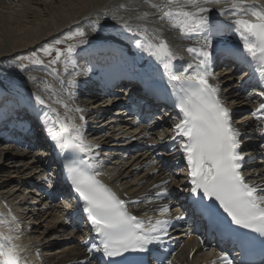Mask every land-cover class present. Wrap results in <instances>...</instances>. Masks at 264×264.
<instances>
[{"label":"snow or ice","instance_id":"obj_1","mask_svg":"<svg viewBox=\"0 0 264 264\" xmlns=\"http://www.w3.org/2000/svg\"><path fill=\"white\" fill-rule=\"evenodd\" d=\"M211 2L213 0H203V3L201 0H143L148 8L159 13L160 20L167 21L172 27H178L182 34L210 24L209 17L205 15L209 9L204 5ZM119 7L123 8L124 5ZM226 10H231L235 17V31L243 45L241 60L258 74L262 89L259 95L264 97V5L257 7L250 0H231L227 9H221V14ZM149 15L150 13L145 11L137 16V19L144 20ZM246 17H252L254 20ZM112 18L123 20V17ZM123 26L127 31H133L127 21H124ZM92 31H97V27L94 26ZM84 36V31L78 29L65 39L73 40ZM196 43L198 47H189L187 51L198 54L200 59L175 73L171 68L176 53L159 35V29L150 32L145 28L142 38L136 40V46L154 57L165 69L168 82L176 94L175 107L179 110L181 119L175 124V135L171 139L175 141L181 138L179 147L187 162L190 193H202L203 200L216 201L223 213L230 218L232 225L264 238V185L247 182L243 174L245 155L242 151V133L233 123L232 112L226 106L219 84L211 82L215 79L210 63L212 54L209 51L212 40L206 37L203 43ZM75 50L76 45L71 43L63 51L56 48L55 59L50 60L49 64H56L61 57L71 58ZM42 51L47 56L53 50L44 47ZM34 63L41 64L42 61L35 58ZM70 83L75 86L74 81ZM35 101L49 109L44 114V122L48 135L57 148L74 147L88 154L90 159H95L91 153L99 146L84 143L81 131L83 125L74 123L73 117L69 115L70 112H82L83 109L70 108L60 99L48 103L40 95H35ZM53 104L65 110L63 116ZM252 115L256 119L264 117V102L259 104ZM79 119L83 121L84 117L81 115ZM84 163H66L64 167L67 181L78 194L83 203V212L92 225V231L99 237V244L93 243L90 247L87 246V240L83 241L87 253H101L104 258L110 260L130 251L147 253L150 245L163 243L173 220V217L167 215L170 211L169 205L164 204L159 209L162 216L166 215L167 218H148L145 221L129 211L128 201L99 178L101 172L96 170L94 163L88 164V167L93 169L91 172L82 166ZM168 183L167 180L163 181L164 191L157 193L158 196L170 195L167 191ZM192 210L194 214L210 215L212 205L204 204L202 200H194ZM174 219L182 220L184 217L177 215ZM19 230L20 225L15 218H0V264H30L24 255L26 248L16 243L19 236L14 233ZM36 251L38 255L39 249ZM159 264L164 262L160 261ZM167 264L172 262L168 261ZM213 264H233V261L221 252Z\"/></svg>","mask_w":264,"mask_h":264},{"label":"bare ground","instance_id":"obj_2","mask_svg":"<svg viewBox=\"0 0 264 264\" xmlns=\"http://www.w3.org/2000/svg\"><path fill=\"white\" fill-rule=\"evenodd\" d=\"M16 1H24L31 5L34 3L32 0ZM251 1L252 0H250V2ZM254 1L264 5V0ZM5 2L6 0H0L1 8L5 5ZM38 2L39 1H37V3ZM157 2H159V0H157ZM201 2L203 3V0H201ZM230 2L231 0H219V2L213 0V2L205 4L204 6L209 9L205 15L209 17L210 24L207 27L195 28L187 34H182L178 27H172L167 21L160 20L159 13L148 8L143 3V0H82L80 5L77 6L78 9H72L71 13H67V15L55 12L54 14H56V17L54 16L52 19L57 25L44 26L47 33L48 29L50 31L49 34H47L42 30L43 33L45 32L48 35L45 36L43 34L45 37L42 38L49 39L52 35H62L66 30L71 32L75 29H84L91 38L100 39L101 44L111 39V41L122 44L126 37L133 39L136 43V40L142 38L145 28L150 32L154 29H159V35L169 43L174 52L184 58L180 60V63L182 66L187 67L189 63H193V59H200L199 56L196 57L193 55L195 53H189L187 51L189 47H198L197 41L203 43L206 37H210L212 40V47L209 51L217 50L216 45H223L230 42L240 43L239 35H237L235 31V17L232 15L231 10H226L221 14V9H227V4ZM120 5H124V7L121 8L119 7ZM23 11H25V15H34L33 12L26 7H23ZM145 11L150 13L148 18L144 20L137 19V16ZM7 15H9V19L6 20H12L13 15ZM113 16L123 17V20L119 19L121 21H117L118 19H113ZM124 21H127L128 24L132 26L133 31L130 32L124 28ZM2 25L3 24L0 23V29ZM94 26L97 27V31L95 32L92 31ZM224 28H227V30L221 31ZM6 33L7 36L2 34V36L5 37V47L0 45V85L13 91L17 100L20 99L27 102L29 108L33 109L41 116L40 124H42V126H44V118H42V115L48 112L49 109L45 106L38 105L35 101V95H40L48 103H51V101L55 99L63 100L73 109L83 105L79 99L75 100L73 98L74 95L71 93V87L67 86L64 75L55 73L52 65L46 62L48 56L44 55L43 51L42 53L40 52L41 55H43V58L40 59L42 61L41 64L34 63L33 59L32 65L22 67V65H18L13 61L21 51H14L12 46L19 45L23 50L26 48H36L38 46V40L42 39L41 37L37 39V43L27 47L35 42L33 41V37L29 38L28 35L20 34L19 39H16L10 31ZM38 35L40 36V34ZM34 39L36 38L34 37ZM126 51L129 56H132L133 60H136L135 64L139 69H147L150 64L156 63L155 58L142 49L137 51L126 49ZM149 56L151 59H147ZM27 60L28 59H24V62L26 63ZM59 68L62 71L65 70L63 66H59ZM223 75L226 76L227 74ZM224 79L225 78H222L224 83L223 91L229 92L233 88V85L229 84L231 77L229 80L224 81ZM48 85H50V87H48ZM21 89H25V91L23 92ZM229 98L232 103L239 102L234 94H230ZM88 101V108L93 111L92 116H96L95 121L97 122V129L100 130L99 133L88 136V140L94 144H100L104 147L108 146V143L102 141L104 139L102 134L112 132V135L109 136L114 138V133L116 132L113 129V121L107 117L110 107H108L109 105L103 104L100 99L95 97L90 98ZM52 106L56 107L57 111L63 116L65 110L62 107L55 104ZM249 107L254 108L255 106ZM104 110H106V113L102 114ZM77 113L78 112H70L69 115L75 120L78 117ZM97 114H100V117L97 116ZM250 116L249 113L243 114L242 119L244 123L248 125L251 124ZM125 127L126 126L123 128ZM46 133H48L47 129ZM131 134L132 133H127L120 136L119 140L121 141L116 147H120L124 150L128 149V145L124 143V140L126 137L131 136ZM108 147L112 149L114 145ZM93 152L94 153L91 154L97 158L104 156L106 162H108L107 165H104V174L109 176L110 183L116 185L117 190L120 189L122 194H125L128 198L138 196L145 192L146 188L152 183L159 181L158 177L160 174L156 178H151L149 175L151 170H147L144 173L142 172L140 175L138 174V170H142L146 163L145 157L126 161L122 160L124 153L118 155L106 151L103 155H100L98 150ZM112 156L113 158L115 157L114 162ZM35 159L36 158H33V160L32 158H27L23 152H14L9 148H2L0 146V218L6 220L13 219V217L9 215L10 211L7 209V206L16 210V213H21L22 217L17 213L20 218V230L18 233L14 234L19 236V240H17L16 243L26 248L24 255L30 261V264H81L84 261V255L77 244V239L76 237L64 238L66 231L61 225V221L55 210L53 209L51 212H45L38 205L29 204L30 198L27 199L23 191H20L22 188L26 187L27 180H30L37 173L34 168ZM161 175L164 177L163 174ZM14 178L16 179L15 181ZM164 178L166 179L167 176ZM29 194L31 195L32 193L28 191V195ZM24 220L29 221L32 227L30 232H27L26 229L23 231ZM37 249H39L38 255ZM193 249L194 247H192L191 251ZM189 252V250H181L176 258H181L184 254L187 255ZM195 262L196 260L193 259L189 264H194ZM185 263L187 264L186 259Z\"/></svg>","mask_w":264,"mask_h":264},{"label":"rangeland","instance_id":"obj_3","mask_svg":"<svg viewBox=\"0 0 264 264\" xmlns=\"http://www.w3.org/2000/svg\"><path fill=\"white\" fill-rule=\"evenodd\" d=\"M34 3L28 4L25 3L24 1H13V0H6L5 5L2 6V8L0 7V23L3 24L2 28L0 29V45L5 47V42L4 39L5 37L2 36V34H5L7 36L6 32H11L12 35L16 38L19 39L20 34L21 35H28L29 38L33 37V41H35L33 44H30L27 47H30L32 45H34L35 43H37V39H39L40 37H45L47 34H49V29L47 30L48 33L45 31V27L46 25H57L56 22H53L54 16L56 17V14H54L55 12H60L64 15H67V13H71V10H77V6L80 5V2L82 0H32ZM37 1H39L37 3ZM38 4V5H37ZM23 7L28 8L31 12H33L34 15H25V11H23ZM51 13V14H50ZM7 14H12V20L7 21L6 19H9V15ZM50 15V17H49ZM53 15V16H52ZM52 22V23H51ZM49 26V28H50ZM40 28V31H39ZM45 31L43 33V31ZM42 32V33H41ZM75 32V31H72ZM72 32H68V30H66L65 32H63L64 36H57L56 35H52L50 36V38L48 39H39L38 43H37V47L36 48H26V49H22V47H20L19 45H14L12 46L14 49V51H21L20 54L14 59V61L16 63H18V65H22V67H27L32 65L33 63V59L35 58H42V49L44 47H49L51 48L53 51L48 55V61L55 59V49L59 48L61 49V51H63V49H65L67 47L68 44H75L76 47L79 46L81 44V40L84 41V38L80 39V38H75L72 41H68V43L65 42V37L70 35ZM34 34V36H33ZM40 34V36L38 35ZM45 36H44V35ZM39 37H38V36ZM48 36V35H47ZM34 37L36 39H34ZM87 39V38H86ZM57 41H61L60 46H54L55 44H57ZM65 42V44H64ZM18 47V48H17ZM16 48V49H15ZM21 48V49H20ZM2 49V48H1ZM5 50V49H4ZM41 52V53H40ZM28 59V61L26 63H24V59ZM64 58V57H63ZM61 60V59H60ZM59 60V61H60ZM58 61V62H59ZM57 62V63H58ZM55 65V64H54ZM57 73H59L56 70ZM16 179L14 178V181ZM21 192L23 191L24 196H26L27 198L29 197V195L27 196V192L25 191V188H22L20 190ZM8 202V200H7ZM9 203V202H8Z\"/></svg>","mask_w":264,"mask_h":264}]
</instances>
